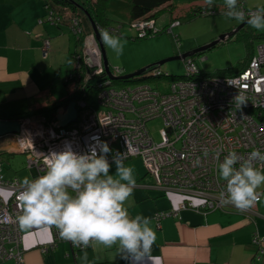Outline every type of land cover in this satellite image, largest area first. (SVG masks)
<instances>
[{
  "label": "built area",
  "instance_id": "built-area-1",
  "mask_svg": "<svg viewBox=\"0 0 264 264\" xmlns=\"http://www.w3.org/2000/svg\"><path fill=\"white\" fill-rule=\"evenodd\" d=\"M131 27L137 29L138 36L158 31L153 20L134 21ZM48 48V40H44V57ZM255 49L245 68L233 76L179 80L169 83L165 91L148 84L116 88L109 79L101 82L95 102L78 100L77 119L64 128L32 118L20 120V130L14 135L18 151L24 154L28 167L43 175L48 152L64 151L70 145L82 154L97 140L105 141L114 152L108 156L110 163L116 151L126 152L127 159L140 158L153 180L148 188L183 196L180 210L203 214L223 210L226 206L220 194L227 196L226 181L220 178L218 165L233 150L240 157L234 165L237 168L252 151L259 149L264 154V43ZM186 60L187 74H196L194 62ZM81 67L91 77L104 72L102 54L92 35L76 56L74 68ZM238 94L246 101L240 109L233 103ZM154 119L162 123L159 142L147 128ZM253 164L258 169L264 167L258 160ZM0 191L9 192L6 200L0 197V263H20L23 249L17 217L21 214L18 196L22 185L17 179H4L0 170ZM173 215L175 211L161 212L159 218ZM50 228L52 241L40 248L42 252L53 250L61 242L80 249L61 238L55 226ZM263 241L254 240L260 253Z\"/></svg>",
  "mask_w": 264,
  "mask_h": 264
},
{
  "label": "crops",
  "instance_id": "crops-1",
  "mask_svg": "<svg viewBox=\"0 0 264 264\" xmlns=\"http://www.w3.org/2000/svg\"><path fill=\"white\" fill-rule=\"evenodd\" d=\"M193 2L192 6L189 3L186 6L202 7L200 1L198 4L197 1ZM243 3L250 12L264 6V0H244ZM225 5L218 6L223 8ZM44 15L42 0H0L2 118L21 115L66 97L67 89L61 78L66 75L71 61L57 47L56 43L60 40L53 41L56 37L52 33L61 32ZM44 40L49 43L45 57L42 54ZM51 80L52 83L55 80L61 82L64 91H52ZM32 119L47 123L42 117ZM14 154L24 156L18 151L14 135L0 137L1 173L4 179H17L22 185L23 178L31 179L38 173L35 168L27 166L26 158L21 165L11 164L8 160ZM3 162H8V165L3 167ZM124 164L134 169L136 179L132 196L126 202L129 215L131 218L137 214L149 217L150 226L156 234L151 259L145 257L137 261L134 255L117 251L118 242L112 248L98 245L83 250H75L69 243L61 242L53 250L42 252L40 248L51 243L52 232L49 226H39L27 232L19 228L23 249L20 263L8 260L0 264H264V242L260 244L262 253L257 251L258 247L254 244L255 238L264 239V195L247 211L234 206L205 214L180 210L183 196L156 188L149 189L148 186L153 184L152 177L138 159H125ZM111 165L110 174L115 175L116 164L113 161ZM257 191L264 192V185ZM69 192L75 195L71 189ZM0 197L6 200L9 192L0 191ZM172 211H175V215L159 218L161 212ZM85 251L87 260L82 259ZM125 255L127 259L123 258Z\"/></svg>",
  "mask_w": 264,
  "mask_h": 264
},
{
  "label": "clouds",
  "instance_id": "clouds-1",
  "mask_svg": "<svg viewBox=\"0 0 264 264\" xmlns=\"http://www.w3.org/2000/svg\"><path fill=\"white\" fill-rule=\"evenodd\" d=\"M237 2L226 0L227 11L223 15L246 22L256 30H264V6L246 13L243 9L237 10ZM206 4L211 8L213 0H206ZM100 37L108 48H116L119 43L108 29H100ZM233 103L240 109L246 101L238 94ZM111 153L114 152L107 142L97 140L82 154L74 152L70 145L67 150L45 154L44 174L22 180V191L18 196L21 207L17 217L19 228L27 232L37 226H55L61 238L82 250L98 245L112 248L118 242L117 251L132 254L137 261L145 257L151 259V248L156 239L150 226L151 219L142 214L131 218L126 207L136 185L134 169L124 164L127 153L116 151L112 158L116 173L110 174L112 165L108 156ZM239 159L236 151H229L218 165L227 192V196L221 192L220 200L225 206L232 205L243 211L253 207L264 195L257 191L264 185V170L253 164L257 160L264 163V154L256 149L238 168L234 167ZM69 189L75 195H71ZM82 259L87 260L86 251Z\"/></svg>",
  "mask_w": 264,
  "mask_h": 264
},
{
  "label": "rangeland",
  "instance_id": "rangeland-1",
  "mask_svg": "<svg viewBox=\"0 0 264 264\" xmlns=\"http://www.w3.org/2000/svg\"><path fill=\"white\" fill-rule=\"evenodd\" d=\"M129 1L130 0H109V6L107 9V16L113 21L111 22V28H116V33H118L110 32V34L114 38H118L119 43L116 48H108L103 42L102 45L108 66L111 68L115 76L131 74L160 60L195 50L210 43L212 40L217 39L220 35L234 30L241 23L240 21L231 20L224 15H219L215 17L198 16L188 20L183 18L180 19V22L177 21L178 24L170 25L172 14L170 13L169 8L165 10L162 8L152 13V15L159 16L156 20L155 28L159 30V32L161 31V33L142 40H134L132 37L137 35V29L131 27L132 23L128 15L130 7ZM193 1H197L196 4L200 1L202 7H209L206 4V0H173L172 2L174 6L178 5V9H182V13L183 11L185 13L188 12L187 9H190V7H187L186 5L189 3L192 6V3H194ZM219 4L220 6L221 4H226V0H213V5L218 6ZM255 32L262 33L264 30L255 29ZM53 35L56 37L53 41L57 39L60 40L56 43L57 47L60 48L63 52L62 54H65L72 62L71 53L76 49L73 34L68 33L66 27H63L62 35L61 33L57 34L55 32L52 33V36ZM203 52L204 54L195 58L194 64H196L201 74L207 76H211L219 70L237 67L246 54L244 44L230 38L210 49L204 50ZM70 68L72 69L73 65H69L68 70H70ZM160 69L170 75H180L183 74L185 67L182 61L173 60L160 66ZM47 78L51 79L50 76ZM139 84H148L151 87L161 86L162 91H165V88L169 85V83L161 85L159 79H149L141 81V83L131 81L125 84L114 82L112 86L116 88L130 86L133 88ZM50 87L52 91H64L61 82L58 80H55L53 83L51 80ZM95 98L96 94L93 95L94 100ZM161 127L162 123L159 119H154L147 123V128L155 142H159V129ZM9 158L8 161L11 164L21 165L25 157L21 154H14ZM135 159H138L143 166L140 158ZM6 165H8V162L2 163L3 167ZM146 179L149 181L150 178L147 177Z\"/></svg>",
  "mask_w": 264,
  "mask_h": 264
},
{
  "label": "trees",
  "instance_id": "trees-1",
  "mask_svg": "<svg viewBox=\"0 0 264 264\" xmlns=\"http://www.w3.org/2000/svg\"><path fill=\"white\" fill-rule=\"evenodd\" d=\"M42 2L45 11L44 16L47 21L52 23L59 31H61V33L63 31V27H66V31L68 33H72L75 39L76 49L73 53H71L72 62L69 64L73 65V68L67 70L66 75L61 78L64 87L67 89L66 97L62 101H53L42 108L30 110L21 115H16L9 118L0 117V120L6 119L20 121L27 118L42 117L47 123H53L56 111L59 108H65V106L71 101L76 103L78 100L92 99V101L95 102L96 98L94 100L93 95L96 94L97 96V84L108 80L105 71L101 74L91 77V73L87 69L84 67L76 69L74 68V64L76 61V56L80 55L81 53L84 40L91 35L93 36L91 23L96 27L99 35L100 29H108L111 33L117 32L116 28H111V22L113 21H111L107 16L109 0H42ZM129 2L130 7L128 15L131 23L138 20H153L154 23H156V20L159 16L152 15V13L162 8L164 10L169 8L170 13L172 14L170 25L177 21L180 22V19L183 18L188 20L198 16L215 17L223 15V13L227 11V6L220 8L217 5H213L211 8L207 6L190 7V9H187L188 12L184 13L183 11L182 13V9H178L176 6H174L172 0H130ZM243 2L244 0H238L237 10L243 9L246 13L250 12L246 10ZM48 17H51V19L48 20ZM158 33H161V31L159 32L158 30L157 32H152L150 30L149 32H146L144 36H138L137 34L132 38L134 40H142L147 37L155 36ZM230 39L242 42L245 46V57L235 68L219 70L217 73L207 76L201 74L195 64L197 68L196 74H187L186 69H184L183 74L170 75L167 72L161 71L160 66L149 65L147 71L141 76L123 79L121 76H115L109 67L111 75L116 78V80H112L111 85L114 84V82H121L124 84L130 81L141 83V81H146L149 79H159L161 81V85H164V83H172L189 78L233 76L243 70L250 59L255 55L256 46L258 44L264 43V32L256 33L255 29L247 24L244 28L240 29L232 37H230ZM202 54H204V52L200 51L194 54L192 57H189L188 60L195 63V58ZM186 62L187 60L183 61L184 67ZM160 87L161 86H155L152 88L156 90Z\"/></svg>",
  "mask_w": 264,
  "mask_h": 264
},
{
  "label": "water",
  "instance_id": "water-1",
  "mask_svg": "<svg viewBox=\"0 0 264 264\" xmlns=\"http://www.w3.org/2000/svg\"><path fill=\"white\" fill-rule=\"evenodd\" d=\"M91 25H92V30H93V36L95 37V39L99 45L101 54H102V63H103V67H104L106 77L109 80H116V78H114L109 71V66H108L107 59L105 57V51H104V48L102 45L100 35H99L96 27L92 23H91ZM246 25H247L246 22H241L234 30H231L230 32H227L223 35H220L217 39H214L210 43H207V44H205V45H203V46H201L195 50H191V51L183 53L181 55L160 60L154 64H151V65L162 66L163 64H165L169 61H173V60H180L183 62L187 58L192 57L194 54H196L200 51L210 49V48L218 45L219 43L224 42L228 38L232 37L240 29L244 28ZM147 69H148V66H146L145 68H142L140 70H137L131 74L121 76V78H123V79L128 78L129 79V78L139 77L142 74H144L147 71ZM76 119H77L76 104H75V102L71 101L70 103H68L65 106V108H59L57 110L56 115H55L54 126H55V128H64V127L68 126L69 124L74 123L76 121ZM19 130H20V122L18 120H6V119L0 120V137L18 134Z\"/></svg>",
  "mask_w": 264,
  "mask_h": 264
},
{
  "label": "bare ground",
  "instance_id": "bare-ground-1",
  "mask_svg": "<svg viewBox=\"0 0 264 264\" xmlns=\"http://www.w3.org/2000/svg\"><path fill=\"white\" fill-rule=\"evenodd\" d=\"M95 41H96V39H95ZM97 42V41H96Z\"/></svg>",
  "mask_w": 264,
  "mask_h": 264
}]
</instances>
